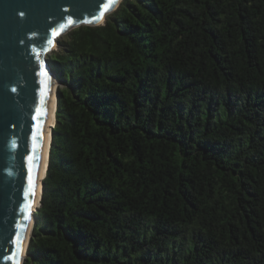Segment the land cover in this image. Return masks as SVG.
<instances>
[{
  "label": "trees",
  "instance_id": "1",
  "mask_svg": "<svg viewBox=\"0 0 264 264\" xmlns=\"http://www.w3.org/2000/svg\"><path fill=\"white\" fill-rule=\"evenodd\" d=\"M57 47L23 264H264V0H121Z\"/></svg>",
  "mask_w": 264,
  "mask_h": 264
},
{
  "label": "water",
  "instance_id": "2",
  "mask_svg": "<svg viewBox=\"0 0 264 264\" xmlns=\"http://www.w3.org/2000/svg\"><path fill=\"white\" fill-rule=\"evenodd\" d=\"M120 1L0 0V264H17L46 174L56 78L44 55Z\"/></svg>",
  "mask_w": 264,
  "mask_h": 264
},
{
  "label": "bare ground",
  "instance_id": "3",
  "mask_svg": "<svg viewBox=\"0 0 264 264\" xmlns=\"http://www.w3.org/2000/svg\"><path fill=\"white\" fill-rule=\"evenodd\" d=\"M102 19L99 20V22H101ZM98 22V23H99ZM54 44L52 45V48H53ZM55 81H53V84H52V89H53V106H54V116H55V111H56V96H55V89H56V85L58 84L57 80L54 79ZM48 128V130L50 131V136H49V140H48V157H47V166H46V171H47V167H48V158H49V144L51 142V129L52 128H55V123H54V118H53V121H52V124L50 125H47L46 126ZM46 175V174H45ZM45 177V176H44ZM44 177L42 178V181L44 179ZM41 181V183H42ZM41 191H42V186L40 185V192H39V196H38V199H37V202H36V205L34 206L33 208V211H35L38 207H39V203H40V197H41ZM33 225V218L31 217V221H30V224H29V227H28V230H27V233H26V238H25V242H24V246H23V249L21 251V254H20V257L18 259V262L17 264H22V261H23V258L25 256V253H26V249H27V243H28V237H29V234H30V230H31V227Z\"/></svg>",
  "mask_w": 264,
  "mask_h": 264
},
{
  "label": "rangeland",
  "instance_id": "4",
  "mask_svg": "<svg viewBox=\"0 0 264 264\" xmlns=\"http://www.w3.org/2000/svg\"><path fill=\"white\" fill-rule=\"evenodd\" d=\"M111 13V12H110ZM110 13H108V14H110ZM107 14V15H108ZM106 15V16H107ZM105 16V17H106ZM104 22V20L102 19V21L101 22H99V23H97V24H95V25H101L102 23ZM94 25V24H93ZM65 33H63V34H61L60 36H58L57 38H56V41L62 36V35H64ZM58 50V47H57V43H56V45L54 44V46H53V48L51 47L50 48V50L48 51V52H46L45 53V55H44V57L47 59V56L49 55V54H51V53H54V52H56ZM61 87H60V84L58 83L57 85H56V89H55V92L58 90V89H60Z\"/></svg>",
  "mask_w": 264,
  "mask_h": 264
},
{
  "label": "built area",
  "instance_id": "5",
  "mask_svg": "<svg viewBox=\"0 0 264 264\" xmlns=\"http://www.w3.org/2000/svg\"><path fill=\"white\" fill-rule=\"evenodd\" d=\"M52 129H53V128H52ZM52 129H51V130H52Z\"/></svg>",
  "mask_w": 264,
  "mask_h": 264
}]
</instances>
